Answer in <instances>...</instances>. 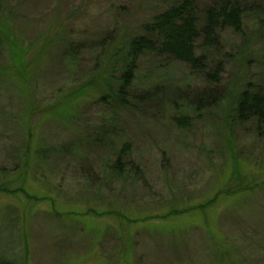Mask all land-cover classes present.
Wrapping results in <instances>:
<instances>
[{
	"label": "rangeland",
	"instance_id": "374dc122",
	"mask_svg": "<svg viewBox=\"0 0 264 264\" xmlns=\"http://www.w3.org/2000/svg\"><path fill=\"white\" fill-rule=\"evenodd\" d=\"M181 1L7 0L28 50L0 48V182L22 187L0 193V261L264 264V127L231 126L224 109L228 93L264 88V0H237L242 34L219 27L216 46L195 40L202 70L145 53L129 107L100 103L101 84L59 106L94 80L116 33L138 34ZM218 1L195 0L197 16ZM68 42L76 65L64 57ZM98 127L102 146H84ZM26 136L50 146L77 140L82 150L25 166L15 155Z\"/></svg>",
	"mask_w": 264,
	"mask_h": 264
},
{
	"label": "trees",
	"instance_id": "16d2710c",
	"mask_svg": "<svg viewBox=\"0 0 264 264\" xmlns=\"http://www.w3.org/2000/svg\"><path fill=\"white\" fill-rule=\"evenodd\" d=\"M195 0H182L180 4L169 7L163 11L149 23L143 24L138 34L116 33L113 40L107 47H102L98 67L95 70L93 81L84 83L68 95H63L59 106L70 104L86 94H90L91 90H96V86L101 84L104 91L100 93L98 101L102 104L112 102L118 103L122 107H129L128 91L135 77L138 60L145 53L155 52L160 55L168 56L175 61L184 63L191 68L202 70L205 67L204 55L195 53L194 42L200 36L204 37V46L212 47L217 45V37L214 36L219 27L231 28L235 33L242 34V9L237 0H219L212 6L206 7L201 16H197L194 6ZM14 10L9 7L7 0H0V48H7L9 52L13 49H18L22 53H26L28 48H25L20 39L15 35V31L11 30L9 20L13 16ZM65 59L69 60L70 64L76 65L79 58L77 54V45L68 42L66 51L63 53ZM24 64L22 69H24ZM217 71L212 75L217 80V75L222 70V64L218 63ZM225 103L226 120L229 125L235 123H244L250 120H256L257 128L264 127V88H257L255 91L244 89L236 93H228ZM69 99V100H68ZM224 107L223 101H221ZM61 116V115H60ZM188 119L184 116L176 118L178 126L186 129L190 125ZM113 126V125H112ZM100 135L92 133L94 138L87 137V144L102 146L104 140V127H98ZM83 138V137H82ZM85 141V138H83ZM77 140L61 145H48L42 142L32 143L28 136L25 137V142L16 153L15 156L23 161L22 165L28 166L30 159L44 163L53 153L74 154L81 152V145ZM83 146V147H84ZM128 145H124L123 150H126ZM79 160L83 158L77 157ZM120 162L117 161V168H121ZM0 174H4L0 170ZM5 177V176H4ZM0 182V193L4 192L12 194L22 192V187L9 189L7 185L8 179H2ZM19 184H22L17 179ZM241 190V189H240ZM226 196L232 195L229 191H225ZM203 209V207H200ZM183 211L171 212V215H178ZM165 216L164 218H166ZM162 218V219H164ZM166 220V219H165ZM26 260V259H25ZM26 264L24 260L20 263L17 259L9 261H0V264Z\"/></svg>",
	"mask_w": 264,
	"mask_h": 264
}]
</instances>
